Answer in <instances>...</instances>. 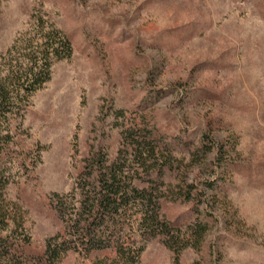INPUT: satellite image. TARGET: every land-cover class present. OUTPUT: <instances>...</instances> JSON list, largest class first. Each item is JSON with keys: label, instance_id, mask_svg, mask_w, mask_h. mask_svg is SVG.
Here are the masks:
<instances>
[{"label": "rangeland", "instance_id": "1", "mask_svg": "<svg viewBox=\"0 0 264 264\" xmlns=\"http://www.w3.org/2000/svg\"><path fill=\"white\" fill-rule=\"evenodd\" d=\"M39 10L73 51L29 100L18 138L27 167H13L7 188L32 247L59 231L46 202L70 193L82 160L114 158L123 112L171 141L165 181L194 186L164 215L207 226L178 257L148 240L140 264H264V0H0V52ZM55 264L90 263L68 252Z\"/></svg>", "mask_w": 264, "mask_h": 264}, {"label": "trees", "instance_id": "2", "mask_svg": "<svg viewBox=\"0 0 264 264\" xmlns=\"http://www.w3.org/2000/svg\"><path fill=\"white\" fill-rule=\"evenodd\" d=\"M72 51L71 38L39 10L0 52V264H55L68 252L90 264H140L144 243L155 238L176 257L187 247L198 248L206 224L199 219L182 224L162 212L165 201H190L194 190L164 179L173 169L171 141L148 120H131L123 112L114 114L119 130L114 158L97 150L82 160L70 193L46 202L59 231L42 249L32 247L7 188L27 167L18 138L29 100L49 81L53 65L70 59ZM203 141L206 155L211 142L207 136Z\"/></svg>", "mask_w": 264, "mask_h": 264}]
</instances>
